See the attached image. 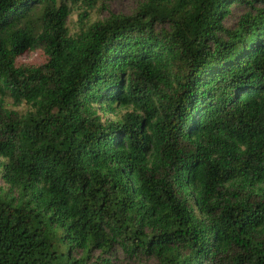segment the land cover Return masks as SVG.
Returning a JSON list of instances; mask_svg holds the SVG:
<instances>
[{
	"label": "trees",
	"instance_id": "obj_1",
	"mask_svg": "<svg viewBox=\"0 0 264 264\" xmlns=\"http://www.w3.org/2000/svg\"><path fill=\"white\" fill-rule=\"evenodd\" d=\"M97 2L0 0V264H264V0Z\"/></svg>",
	"mask_w": 264,
	"mask_h": 264
},
{
	"label": "rangeland",
	"instance_id": "obj_2",
	"mask_svg": "<svg viewBox=\"0 0 264 264\" xmlns=\"http://www.w3.org/2000/svg\"><path fill=\"white\" fill-rule=\"evenodd\" d=\"M141 0H98L96 5L88 10V19L87 22H94L99 19H103L108 17L111 14H123L128 15L131 14L135 8L138 6ZM84 9L83 6L75 5L72 8L70 15L67 18V26L71 33H75L78 31L80 26L79 22V14ZM245 12V7L236 6L232 8V13L229 18L225 21L226 26H230L237 20L238 16ZM45 61V56L42 51H28L22 55H20L16 59V63L18 65H29V66H38ZM8 106H12L19 111H26L30 109L29 105L25 103L18 104L17 106L12 105L10 100H7ZM95 108L97 112L101 114L103 119L117 120L120 113L129 111L131 109L130 106H121L117 105L115 111H110L107 107L103 108L97 103L95 104ZM2 158H0V161ZM0 190L3 195L8 198H16L18 196L17 189L10 187L6 184L1 176H0ZM75 257H78L79 254L77 252L74 253ZM100 259H109L111 264H157V260L153 257L146 256H132L129 257L125 254V252L120 248H114L110 254L102 253L100 254L98 251H95L93 255L90 257L89 262H95ZM97 264H105V261H99Z\"/></svg>",
	"mask_w": 264,
	"mask_h": 264
}]
</instances>
